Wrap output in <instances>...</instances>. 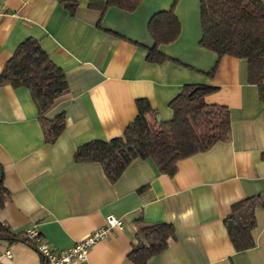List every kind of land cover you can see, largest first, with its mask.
I'll return each mask as SVG.
<instances>
[{
	"label": "crops",
	"instance_id": "crops-1",
	"mask_svg": "<svg viewBox=\"0 0 264 264\" xmlns=\"http://www.w3.org/2000/svg\"><path fill=\"white\" fill-rule=\"evenodd\" d=\"M62 1L0 0V71L17 45L32 37L67 80L45 113L64 114L65 127L53 142L44 140L29 91L0 85V165L8 191L0 222L14 233L35 228L63 250L102 226L108 214L121 218V227L90 247L89 264H136L127 254L137 218L174 229L167 247L144 264H264V207L255 209L250 249L235 251L223 222L234 202L264 194V102L248 82L245 59L223 55L213 75L205 74L217 56L198 46L200 0H177L179 36L159 46L177 62L161 63L145 59L153 44L147 23L173 0H142L133 11L109 7L102 15L88 4L105 0H69L77 3L74 15ZM185 84L217 87L204 99L229 108L228 141L178 160L173 176L160 173L151 158H136L111 182L99 163L74 161L79 145L121 134L139 98L148 100L159 119H170L168 103ZM188 208L197 216L182 222L179 214ZM6 248L11 257L3 264H42L22 241L0 238V251Z\"/></svg>",
	"mask_w": 264,
	"mask_h": 264
},
{
	"label": "trees",
	"instance_id": "trees-1",
	"mask_svg": "<svg viewBox=\"0 0 264 264\" xmlns=\"http://www.w3.org/2000/svg\"><path fill=\"white\" fill-rule=\"evenodd\" d=\"M141 1H92L88 7L99 10L101 15L109 7L130 12ZM176 2L173 0L169 9L155 12L148 20L147 30L153 42L151 47L146 48L145 59L148 62H177L159 49L160 45L170 44L179 36L180 22L174 13ZM62 4L74 15L76 2L64 0ZM199 17L201 36L198 46L217 56L214 66L205 74L213 75L218 59L223 55L245 59L248 82L256 85L258 97L264 102V4L260 0H200ZM96 26L100 27L99 21ZM3 84L13 88L25 87L29 91L44 140L53 142L65 127L64 114L47 118L45 113L67 88V80L63 70L38 40L27 37L17 45L0 71V85ZM216 89V86L207 84H185L168 103L172 111L168 120L159 119L148 100L139 98L135 101L137 113L121 134L105 140L92 139L79 145L73 159L76 162L99 163L111 182L117 180L136 158H151L160 173L173 176L178 160L206 151L215 143L230 138L229 108L209 104L204 99ZM2 176L0 165V208L8 197ZM257 207H264L262 193L234 202L230 214L224 218V226L235 251L254 246L251 231L255 227ZM136 222L134 241L127 258L136 264H144L167 247L174 236V229L171 224L163 222L143 224L140 218ZM0 238L9 242L22 241L35 249L25 231L14 233L1 222Z\"/></svg>",
	"mask_w": 264,
	"mask_h": 264
},
{
	"label": "built area",
	"instance_id": "built-area-1",
	"mask_svg": "<svg viewBox=\"0 0 264 264\" xmlns=\"http://www.w3.org/2000/svg\"><path fill=\"white\" fill-rule=\"evenodd\" d=\"M121 218L108 214L104 218V224L91 231L85 237L74 242V244L63 250H55L43 240L40 233L32 228L25 231L33 241L35 249L42 258V264H89L87 254L90 247L97 241L104 239L114 227H121ZM11 257V251L6 248L0 251V264L4 259Z\"/></svg>",
	"mask_w": 264,
	"mask_h": 264
},
{
	"label": "clouds",
	"instance_id": "clouds-1",
	"mask_svg": "<svg viewBox=\"0 0 264 264\" xmlns=\"http://www.w3.org/2000/svg\"><path fill=\"white\" fill-rule=\"evenodd\" d=\"M200 210L201 211H205L206 210V206L202 203L200 205ZM197 216V210L195 208H188L186 211L184 212H181L179 214V219L182 221V222H187L190 218L191 219H195ZM176 217V214L173 213V218Z\"/></svg>",
	"mask_w": 264,
	"mask_h": 264
}]
</instances>
